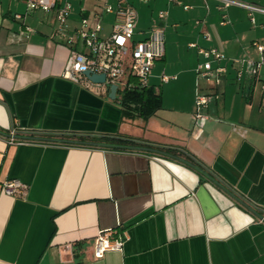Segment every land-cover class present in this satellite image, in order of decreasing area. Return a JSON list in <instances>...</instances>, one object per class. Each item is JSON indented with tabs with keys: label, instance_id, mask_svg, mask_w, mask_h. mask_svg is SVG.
<instances>
[{
	"label": "crops",
	"instance_id": "obj_1",
	"mask_svg": "<svg viewBox=\"0 0 264 264\" xmlns=\"http://www.w3.org/2000/svg\"><path fill=\"white\" fill-rule=\"evenodd\" d=\"M124 5L138 15L135 42L153 28L165 34L147 86L161 108L149 117L63 77L70 49L55 12L0 0V264H264V61L256 76L245 63L261 60L264 13L252 21L215 0H73L65 32L85 18L107 38ZM199 49L226 57L212 64L226 69L215 89L197 81ZM199 89L219 93L203 120ZM11 127L23 143L9 144ZM10 181L25 194H5ZM104 231L123 244L97 258Z\"/></svg>",
	"mask_w": 264,
	"mask_h": 264
},
{
	"label": "built area",
	"instance_id": "obj_2",
	"mask_svg": "<svg viewBox=\"0 0 264 264\" xmlns=\"http://www.w3.org/2000/svg\"><path fill=\"white\" fill-rule=\"evenodd\" d=\"M24 1L28 12L34 10H41L46 13L55 12L58 22L57 34L66 39L70 49L63 77L97 96L109 95L111 86L115 85V99L120 101L125 90L147 88L154 63L164 57V30L153 28L148 31L144 40L136 42L133 40L138 15L130 5L119 8L117 13L119 18L114 23L111 34L107 38H101L98 35L99 27L89 28L88 21L85 18L81 21V27L74 33L67 34L65 32L73 0ZM215 1L219 3L220 9L237 6L247 10L252 21H254V13H264V8L241 0ZM105 10L107 12L112 11L110 6H106ZM158 16L162 19L166 16V12L160 11ZM79 45H81L82 50L78 48ZM254 45L262 54V57L258 62H245L247 72L252 76L258 74L262 61H264V44L255 43ZM190 46L195 47L196 45L193 43ZM198 52L203 61L195 69L197 81L203 80L215 89L221 84V78L226 73V69L222 66L213 68L212 64L219 63L226 57L216 49H199ZM85 72L96 75L103 74L105 75V81L103 83L93 82L85 76ZM168 79V77H162L163 82L168 81ZM218 98L219 93L217 91L204 93L199 89L196 95V119L203 120L205 118L202 113L203 108ZM18 133L17 128L11 127L8 134L9 144L23 143L16 140ZM26 188V185L20 181H10L4 184L3 191L7 195L23 196ZM111 235L112 231H104L95 237L93 241L94 255L97 258L102 257L109 250L119 249L122 246V241L119 239L111 240Z\"/></svg>",
	"mask_w": 264,
	"mask_h": 264
},
{
	"label": "trees",
	"instance_id": "obj_3",
	"mask_svg": "<svg viewBox=\"0 0 264 264\" xmlns=\"http://www.w3.org/2000/svg\"><path fill=\"white\" fill-rule=\"evenodd\" d=\"M118 102L124 113L130 115L136 114L143 117H149L161 108L160 96L148 88L125 90ZM77 139L81 141L93 139L95 143L101 144L104 142L106 145L115 149L132 148L131 146H135V142L116 139L110 136H101L97 139L95 137L81 136ZM193 166L200 169V166L196 164H193Z\"/></svg>",
	"mask_w": 264,
	"mask_h": 264
},
{
	"label": "water",
	"instance_id": "obj_4",
	"mask_svg": "<svg viewBox=\"0 0 264 264\" xmlns=\"http://www.w3.org/2000/svg\"><path fill=\"white\" fill-rule=\"evenodd\" d=\"M85 76H87L91 81L96 82V83H103L105 81V75H96V74H90L89 72H85L84 73ZM115 92H116V86H111L110 88V93H109V98L111 100L115 99ZM1 134V133H0ZM76 144H86L83 142H77ZM150 152H154V153H160V151L158 150H154V149H146ZM163 154V153H162ZM200 170V169H199ZM202 173H204L207 177H209L210 179L214 180V177L208 173V171L204 170H200ZM236 199L242 204L244 205L246 208H248L249 210L253 211L252 207H250L249 205H247L245 202H243L241 199H239V197H236Z\"/></svg>",
	"mask_w": 264,
	"mask_h": 264
}]
</instances>
